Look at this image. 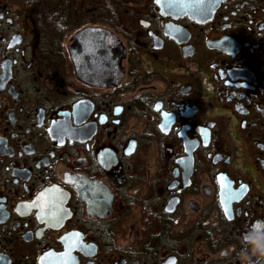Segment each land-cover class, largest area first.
Listing matches in <instances>:
<instances>
[{
	"label": "flooded vegetation",
	"instance_id": "flooded-vegetation-1",
	"mask_svg": "<svg viewBox=\"0 0 264 264\" xmlns=\"http://www.w3.org/2000/svg\"><path fill=\"white\" fill-rule=\"evenodd\" d=\"M252 225L264 0H0V264H241Z\"/></svg>",
	"mask_w": 264,
	"mask_h": 264
},
{
	"label": "clouds",
	"instance_id": "clouds-1",
	"mask_svg": "<svg viewBox=\"0 0 264 264\" xmlns=\"http://www.w3.org/2000/svg\"><path fill=\"white\" fill-rule=\"evenodd\" d=\"M240 243L241 264H248L251 257L256 258L257 264H264V225L260 227L252 225L241 235ZM224 254L221 252V255Z\"/></svg>",
	"mask_w": 264,
	"mask_h": 264
},
{
	"label": "snow or ice",
	"instance_id": "snow-or-ice-1",
	"mask_svg": "<svg viewBox=\"0 0 264 264\" xmlns=\"http://www.w3.org/2000/svg\"><path fill=\"white\" fill-rule=\"evenodd\" d=\"M258 227V226H257Z\"/></svg>",
	"mask_w": 264,
	"mask_h": 264
}]
</instances>
